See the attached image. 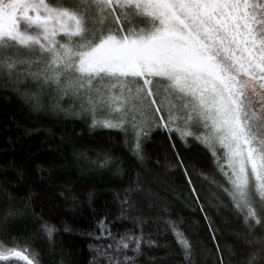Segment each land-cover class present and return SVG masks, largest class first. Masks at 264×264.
Instances as JSON below:
<instances>
[{
  "label": "snow or ice",
  "instance_id": "6c2138e0",
  "mask_svg": "<svg viewBox=\"0 0 264 264\" xmlns=\"http://www.w3.org/2000/svg\"><path fill=\"white\" fill-rule=\"evenodd\" d=\"M0 80L34 112L81 117L90 128L122 133L125 144L131 132L140 161L153 129L198 143L209 153L208 171L190 170L176 153L192 193L199 200L193 176L216 189L218 206L241 219V238L259 245L245 264H264V0H0ZM97 155L100 167L117 163L107 152ZM24 199L23 210L9 204L0 214V264H41L33 234L9 233L29 210L54 245L55 225L39 217L31 193ZM118 202V219L135 228L113 233L102 219L95 238L110 242L90 245V264L100 257L102 264H138L144 246H161L152 236L167 232L186 264H195V242L182 222L161 215L167 202L145 193L139 178ZM145 207L156 215H132ZM150 224L166 227L146 232ZM214 255V264H231L235 253L217 243Z\"/></svg>",
  "mask_w": 264,
  "mask_h": 264
},
{
  "label": "trees",
  "instance_id": "16d2710c",
  "mask_svg": "<svg viewBox=\"0 0 264 264\" xmlns=\"http://www.w3.org/2000/svg\"><path fill=\"white\" fill-rule=\"evenodd\" d=\"M13 88V84L0 80V214L9 204L23 210L24 198L31 193L32 207L39 217L58 230L54 245L50 246L40 233L39 218L34 219L31 210L11 225L9 233L33 234L31 243L41 264H60L61 260L64 264H90L94 256L90 245L110 242L95 238L101 235L102 219L113 233L134 229L131 220L118 219L121 207L118 199L138 178L145 193L151 191L167 202L169 213L161 215L182 222V230L195 242L198 253L195 264H214L217 243L221 249L225 245L232 248L235 255L230 258L231 264H245L248 254L259 248L258 244L249 245L241 238L246 234L241 219L218 206L213 196L216 189L206 180L193 176L199 200L192 193L177 165L176 153L190 170L195 167L197 171H208L209 153L198 143L185 145L175 135L170 139L165 130L153 129L149 137L142 139L145 159L140 161L132 152L131 132L125 144L122 133L90 128L89 121L74 115L34 112ZM84 152L87 159L78 155ZM97 152H107L116 158L120 173L117 163L100 167L102 157ZM216 194L227 202L222 193ZM133 198L139 199V194ZM205 214L212 223L211 230ZM132 215L151 218L156 213L145 207L142 213ZM158 227L166 226L150 224L145 231L155 232ZM256 234L262 233L257 229ZM152 239L161 246H144L145 254L138 258V264H186L171 232L153 235ZM165 243L167 247L163 246ZM225 258L229 259L226 254ZM98 259L102 264L103 258Z\"/></svg>",
  "mask_w": 264,
  "mask_h": 264
},
{
  "label": "rangeland",
  "instance_id": "374dc122",
  "mask_svg": "<svg viewBox=\"0 0 264 264\" xmlns=\"http://www.w3.org/2000/svg\"><path fill=\"white\" fill-rule=\"evenodd\" d=\"M64 103L67 104V101H65ZM74 117L82 119L81 117H78V116H75V115H74ZM84 120H86V119H84Z\"/></svg>",
  "mask_w": 264,
  "mask_h": 264
}]
</instances>
